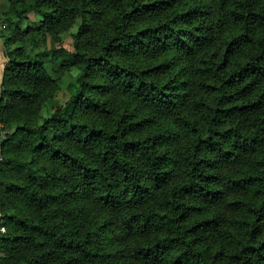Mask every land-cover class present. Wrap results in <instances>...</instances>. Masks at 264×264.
Segmentation results:
<instances>
[{
  "label": "trees",
  "instance_id": "obj_1",
  "mask_svg": "<svg viewBox=\"0 0 264 264\" xmlns=\"http://www.w3.org/2000/svg\"><path fill=\"white\" fill-rule=\"evenodd\" d=\"M0 14V264H264V0Z\"/></svg>",
  "mask_w": 264,
  "mask_h": 264
},
{
  "label": "rangeland",
  "instance_id": "obj_2",
  "mask_svg": "<svg viewBox=\"0 0 264 264\" xmlns=\"http://www.w3.org/2000/svg\"><path fill=\"white\" fill-rule=\"evenodd\" d=\"M5 2H6V0H0V13L3 10ZM0 16H1V14H0ZM30 16H31L32 19L35 18V14L33 12H31ZM28 24H30V21L29 22L25 21V22L22 23V26L26 27ZM10 31H11V29H8L7 25L5 23H2V22L0 23V80L1 81H2L3 70H4V67H5L6 60H7V58L5 56L6 51L4 49V38H3V35L1 34V32L6 34V33L10 32ZM46 45H47L46 43H43V44H41L39 46V48H44V47H46ZM67 76L68 75H64L63 84L67 83V81H68V77ZM0 85H1V83H0ZM42 114L44 116L49 114V111L47 110L46 107H44V109L42 111Z\"/></svg>",
  "mask_w": 264,
  "mask_h": 264
},
{
  "label": "built area",
  "instance_id": "obj_3",
  "mask_svg": "<svg viewBox=\"0 0 264 264\" xmlns=\"http://www.w3.org/2000/svg\"><path fill=\"white\" fill-rule=\"evenodd\" d=\"M8 133V130L0 129V140ZM4 156L2 154L1 146H0V164L3 162ZM2 230H4V227H2Z\"/></svg>",
  "mask_w": 264,
  "mask_h": 264
},
{
  "label": "crops",
  "instance_id": "obj_4",
  "mask_svg": "<svg viewBox=\"0 0 264 264\" xmlns=\"http://www.w3.org/2000/svg\"><path fill=\"white\" fill-rule=\"evenodd\" d=\"M0 83H1V80H0Z\"/></svg>",
  "mask_w": 264,
  "mask_h": 264
}]
</instances>
